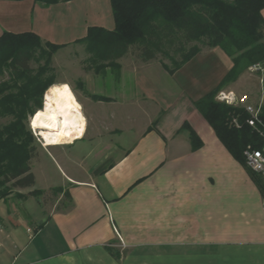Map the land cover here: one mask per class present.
Masks as SVG:
<instances>
[{
	"label": "crops",
	"instance_id": "1",
	"mask_svg": "<svg viewBox=\"0 0 264 264\" xmlns=\"http://www.w3.org/2000/svg\"><path fill=\"white\" fill-rule=\"evenodd\" d=\"M99 2L0 0V35L33 32L68 45L89 26L113 28L110 6ZM128 61L131 91L84 96L85 123L75 95L60 96L82 119L65 135L60 113L48 108L61 127L54 140L37 133L48 146L30 159L34 184L0 197V264H264V198L194 107L210 89L193 94L196 81L179 82L192 65L193 78L216 82L213 88L223 75L214 81L211 66L227 71L230 59L203 46L172 74L155 59ZM235 82L222 90L234 91ZM47 192L54 200L41 202Z\"/></svg>",
	"mask_w": 264,
	"mask_h": 264
},
{
	"label": "trees",
	"instance_id": "2",
	"mask_svg": "<svg viewBox=\"0 0 264 264\" xmlns=\"http://www.w3.org/2000/svg\"><path fill=\"white\" fill-rule=\"evenodd\" d=\"M48 6L67 0H34ZM114 26L108 30L101 26H89L86 35L75 41L85 42L92 55L116 69L118 59L131 48L142 61L158 60L170 74L188 62L200 51L201 46L219 47L231 61L230 68L218 83L193 100L214 133L230 151L233 158L242 162L251 179L264 198V178L245 165L243 150L248 144L259 147L261 139L252 128L243 124L235 128L231 117L244 123L247 113L243 108L215 100L217 92L235 82L256 62L264 61V0H109ZM201 45V46H200ZM63 44L42 42L35 33L0 35V74L10 72L8 81L0 82V117L10 116L0 125V197L12 188L31 187L34 175L30 159L35 151L34 136L28 127L29 116L42 108L44 91L53 83L45 76V66L37 70L30 61L49 60L46 48ZM46 47V48H44ZM169 48L179 57L171 56ZM162 57L170 60L172 67ZM264 91V90H263ZM94 100L106 99L92 95ZM259 118L264 123V103ZM184 127H188L184 123ZM190 132L192 146L197 136ZM38 190L29 191V194Z\"/></svg>",
	"mask_w": 264,
	"mask_h": 264
},
{
	"label": "rangeland",
	"instance_id": "3",
	"mask_svg": "<svg viewBox=\"0 0 264 264\" xmlns=\"http://www.w3.org/2000/svg\"><path fill=\"white\" fill-rule=\"evenodd\" d=\"M106 2H107V6H109V0H106ZM106 2L104 3V0H100L99 3L103 5L106 4ZM86 14H87L86 18L90 19V14L89 13ZM111 18L112 17L110 16V19ZM87 19H85L86 23H92L89 22V20ZM85 45H86L85 42L74 41L68 45L58 46L57 48H53V49L49 47L48 48L44 47L46 48V51L50 53L49 60H47L48 62L44 64L45 59L39 60V64L36 63L35 61H30V66L35 70H37L38 66H45L46 71L43 74L45 76H51L53 79V83L50 86H47L48 88L44 91L43 99H42L43 101L46 100L49 104L48 103L45 104V102L42 103L43 106L39 110L45 111L48 108L51 109L54 108L53 110L60 113L63 119L60 136H63L70 130L74 129L72 125L73 120L77 122L82 121L81 117L75 116L73 114L72 112L74 110L73 108L70 109L68 108L69 106L65 105L66 101H64V99H62L60 96L64 97L65 94L67 95V93H69V95L71 94L75 95L76 98L73 97V99H75V101L77 99V101L79 102V106H80L79 112L83 116V112L80 105L82 98L86 95H90L92 91H94L95 93H99L101 91L113 93L118 90L124 92L127 91L130 92L132 86H134V84L132 85L133 83L132 72L130 70H127V66H128L127 64L129 63L128 59L137 58L136 57L137 52L135 51L134 48H131L130 51L124 57H122L123 59H125L123 60L125 71L123 70V73L121 74V78H118L115 75L116 69L111 70V68L108 66L100 67L99 65H105L106 62L102 60L94 59L96 57L92 55L91 51ZM169 53L171 56H174L176 58L179 57L177 54L173 53L171 48H169ZM162 59L166 64L169 65V67H172V64L168 58L162 57ZM118 61L119 59L117 60V62ZM214 65L216 67H213ZM194 67L192 65L190 66L187 65V67H184L185 69H183V71L179 73V76L182 77V80L181 81L178 80V81L181 82L183 85H187L185 83L186 80L191 79L192 81H196L194 84L199 85L200 87L198 90L191 89L193 94L201 93L202 89L203 90L211 89V87L216 82H210V80L204 81L203 79H205V77L193 78L192 73H196V72L198 73L199 71V69H196ZM211 67L214 68L213 70L214 73L213 78L215 79L214 81H216L217 79H219V77L225 74L226 70L222 64L214 62ZM8 74H10V72L4 70L3 73L0 74V82L3 80L8 81L9 80ZM257 77H258L257 74L250 72L247 69L239 76V78H237L238 80L235 82V84L232 87L234 89L233 92H235L236 94L247 93L251 95L254 101H257L260 98V92H258L260 85H259V79H257ZM188 88L190 89L191 86L190 87L188 86ZM215 100L218 101L216 97ZM218 102L223 103L221 101ZM9 119L10 116L0 117V125L8 122ZM86 122L88 123L87 120ZM84 123H85V119H84ZM230 124L233 125L235 128L239 129L243 126L244 123L240 122V126H237L232 121H230ZM29 126H30V121L28 122V127ZM38 132L39 135H45L43 139L45 140L49 139L48 141L57 138L56 132L54 136L45 134V132L41 129ZM253 133L257 136V138H260L262 141L263 137L261 136L260 133L256 131H253ZM70 135L72 136L73 134ZM39 139L43 142L45 146H48L44 142V140L41 139V137H39ZM34 145L35 148L42 147L41 143L38 140H36L35 136H34ZM44 160L49 166L48 167L49 170L53 172V165H51L52 163L48 161V157L44 156ZM55 196L56 194L54 192H47L44 196L41 197L40 200L41 202L48 203L49 200L50 202L54 200Z\"/></svg>",
	"mask_w": 264,
	"mask_h": 264
},
{
	"label": "built area",
	"instance_id": "4",
	"mask_svg": "<svg viewBox=\"0 0 264 264\" xmlns=\"http://www.w3.org/2000/svg\"><path fill=\"white\" fill-rule=\"evenodd\" d=\"M250 72L257 74V79H259L260 88V98L257 101H252L251 95L247 93L236 94L232 90H220L216 94V99L225 104H231L234 106H239L243 108V111L247 113L245 117L244 124L252 128L253 131H256L261 134L262 142L259 147H254L251 144H248L243 150L245 165L249 170L261 175L264 178V123L260 116L261 106L264 103V61L256 62L248 67ZM231 121L240 126V121L236 117H231ZM30 127V126H29ZM31 132L36 137L43 147H46L43 142L39 139V135L36 133V130L33 127H30ZM264 209V207H263ZM120 243L123 245L122 240ZM31 264V263H23Z\"/></svg>",
	"mask_w": 264,
	"mask_h": 264
},
{
	"label": "bare ground",
	"instance_id": "5",
	"mask_svg": "<svg viewBox=\"0 0 264 264\" xmlns=\"http://www.w3.org/2000/svg\"><path fill=\"white\" fill-rule=\"evenodd\" d=\"M44 102L45 104L48 103L46 100ZM30 124V127H33L37 133L41 129L45 134L54 136L55 132L60 129L61 118L57 113L49 109L45 111L36 110L30 116Z\"/></svg>",
	"mask_w": 264,
	"mask_h": 264
}]
</instances>
